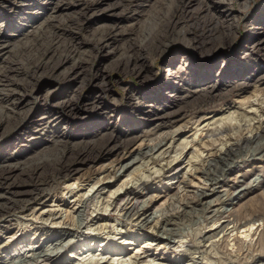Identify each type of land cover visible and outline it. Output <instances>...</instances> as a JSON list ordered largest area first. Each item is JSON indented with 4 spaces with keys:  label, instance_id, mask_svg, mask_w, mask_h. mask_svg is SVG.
Returning a JSON list of instances; mask_svg holds the SVG:
<instances>
[{
    "label": "rangeland",
    "instance_id": "rangeland-1",
    "mask_svg": "<svg viewBox=\"0 0 264 264\" xmlns=\"http://www.w3.org/2000/svg\"><path fill=\"white\" fill-rule=\"evenodd\" d=\"M48 1L0 0V50L7 45L0 59L11 56L19 63L17 81L39 58L37 48L55 49L52 58L40 59L42 65L75 51L52 74L41 72L35 88L25 92L24 106L15 113L19 124L1 126L0 161L47 163L58 157L61 142L112 140L30 203L23 215L9 219L16 236L1 250L2 260L25 256L35 245L26 241L44 242L39 232H74L77 209L88 199L83 228L48 264H251L264 259L259 221L232 233L228 226L224 234L202 242L198 254L186 251L197 234L213 233L233 217L211 225L196 213L186 214L178 223L182 239L167 246L155 234L161 219L180 213L183 204L200 209L196 193L212 189L202 174L209 160L236 140L262 134L264 0ZM47 15L54 17L53 27L42 29ZM212 26L221 37L203 38ZM209 87L213 98L205 94ZM74 97L72 111L59 108ZM156 115L168 117L153 130L149 124ZM239 166L222 178V194L242 176L246 182L264 176L260 162ZM126 196L147 203V214L157 213L142 231L114 209V200ZM262 201L264 189L255 188L228 208L247 219ZM218 207L215 203L211 210ZM23 235L25 247L11 253ZM12 236L3 235V241Z\"/></svg>",
    "mask_w": 264,
    "mask_h": 264
},
{
    "label": "bare ground",
    "instance_id": "bare-ground-1",
    "mask_svg": "<svg viewBox=\"0 0 264 264\" xmlns=\"http://www.w3.org/2000/svg\"><path fill=\"white\" fill-rule=\"evenodd\" d=\"M51 3L52 2L49 0L48 5ZM88 7H90V4L87 8ZM53 9L54 8H52V10ZM48 15L40 22L41 25L39 24L42 29L53 27L52 20L54 17ZM28 23H30V21H28ZM33 25L34 24L31 25V28H33ZM24 28L26 27L24 26L22 29ZM202 35L203 38H212L215 35L218 39L221 37L220 30L215 26H212V28L208 27L207 32H204ZM53 36L55 37L56 35ZM204 44H206V42L200 43L201 46H204ZM0 46H2V44H0ZM6 46L7 45L0 51H6ZM28 51H31V54L34 53L32 48H28L27 52ZM36 52H39L40 55L37 56L39 58L31 62L29 66L27 65V75L25 74L26 76H24L21 81L16 80L20 69L19 63L11 59V56L0 59V128L4 124L7 126L19 124L20 118L15 116V113L24 106L25 92L35 88L36 80L41 72L52 74L57 68L68 61L75 51H69L64 58H58L52 65H48L47 63L42 65L40 59L44 57L52 58L55 49L51 50L50 47L44 49L37 48ZM213 93L212 87H209L205 94L208 98H213ZM189 96V94L186 95L187 98ZM77 98L78 97H74L65 100L58 106L70 112L74 109L73 107L77 103ZM155 117L156 118L153 119L154 121L152 120L149 124V126L153 127V130L163 127L168 115L167 117L160 115H156ZM61 120L64 119L62 118ZM56 121L57 119L54 120V123H56ZM261 133V136L254 135L251 139L242 138L236 140L230 148L225 149L219 153L218 156L207 162L202 174L206 178V181L209 182L212 188L211 191L209 194L205 192L196 193L195 205L200 206V209H196L190 206V203H186L181 206L182 210L180 213L176 212L175 214L163 217L160 225L155 228V234L159 243L167 246L175 243L176 239H182V234H180L178 230V223L181 221L180 218L186 216V214L196 213L197 216L199 215V218L203 220V223L210 221L211 225H216L221 222L222 219L229 217H233V220L220 223L213 233L202 234L199 232V234H197L198 238L195 240L196 243L194 242L195 245L192 244L186 249L190 254H198V246L202 242L215 238V236L219 234H224L228 231V226L230 225H232V227L231 231H229L232 233L243 228H252L258 221L262 223L263 227L259 239L260 248H264V201L260 203L258 208L255 207V210L250 211L247 219L240 218V215L239 217L236 214L233 215L228 208L233 204L232 201L234 199L240 200L255 188L261 187L264 189V176L258 175L249 182H246L245 177L242 176L231 185L228 192L222 194L218 190L226 184L222 178L232 170L239 168V165L250 162H260L263 164L262 167L264 168V127ZM111 140L112 137L110 136L100 145H96L95 142L83 141L69 146V144L61 142L58 157L54 158L52 161L49 160L47 163H15L12 159L7 158L0 161V225H2V227H0V252L2 249L4 250V248H9L16 236L15 232H13L15 229L10 223L12 220L9 221V219L16 217L17 214L23 215L30 203L37 200L39 201L58 181L69 176L71 173H76L80 163H83L86 158L92 157V154L105 150ZM161 143V141L158 142L150 151L160 146ZM125 144L127 146V143ZM113 203L115 211L122 212V219L124 222L129 221L133 223L137 231H142L158 217L157 213L147 214V203L139 201L136 197H121L114 200ZM215 203H217L219 207L211 210ZM88 208L89 199L82 201L77 209V222L74 232L66 231L55 236L39 232L38 236L44 238V242L48 240L50 242L49 245L42 242L41 238V240L36 243L26 241L29 242L27 243L28 245L32 246L35 244L36 246L34 245L31 247V250L28 251L25 256L16 257L8 262L2 260L0 257V264H48L52 259L58 256L63 246L69 244L72 239L76 238L77 231L83 228V224L87 218ZM245 210L248 211L247 209ZM256 231H258L257 228ZM35 233H37V231ZM6 234L13 235L10 242L3 241L2 236ZM24 238V235L20 237V242L14 246L13 250L10 251L11 253L18 252V247L21 245L22 248L25 247L23 244L26 238ZM251 264H264V259L255 260Z\"/></svg>",
    "mask_w": 264,
    "mask_h": 264
}]
</instances>
